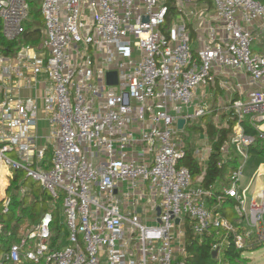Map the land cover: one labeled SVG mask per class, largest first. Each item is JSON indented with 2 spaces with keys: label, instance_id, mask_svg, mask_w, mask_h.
Listing matches in <instances>:
<instances>
[{
  "label": "built area",
  "instance_id": "1",
  "mask_svg": "<svg viewBox=\"0 0 264 264\" xmlns=\"http://www.w3.org/2000/svg\"><path fill=\"white\" fill-rule=\"evenodd\" d=\"M198 2L212 4L209 20L193 8ZM41 10L44 30L34 45L24 40L30 0H0L7 41L0 43V215L10 211L7 191L20 171L54 198L63 195L68 236L53 245L51 212L23 224L15 238L0 220V264H186L188 226L214 237L220 261L231 241L263 245L264 187H253L264 162L247 185L242 180L256 142L246 125L264 138V53L254 49L252 28L260 21L264 31V3L44 0ZM196 16L210 34L198 36L197 49ZM216 68L243 70L263 84L223 107L225 125L235 120L223 159L234 148L244 162L220 194L202 185L213 150L207 125L206 142L182 134L214 111L204 90L215 83ZM40 111L49 122L44 136ZM219 115L217 109L216 127ZM189 143L202 167L196 178L182 162ZM227 198L237 219L228 217Z\"/></svg>",
  "mask_w": 264,
  "mask_h": 264
},
{
  "label": "trees",
  "instance_id": "2",
  "mask_svg": "<svg viewBox=\"0 0 264 264\" xmlns=\"http://www.w3.org/2000/svg\"><path fill=\"white\" fill-rule=\"evenodd\" d=\"M264 3V0H259ZM31 11L30 16H33L32 20L27 21V31L25 33V42L31 41L32 43H38L42 37V30L39 28L43 24L42 10L37 8L36 5L30 0ZM35 26V29L32 27ZM23 42V41H22ZM0 43L6 44L5 41L0 36ZM17 42L11 44L10 46H15ZM11 50V49H10ZM216 111V109L214 110ZM213 114H215L213 112ZM211 115V114H210ZM205 117V116H203ZM207 117V115H206ZM235 124V120H231L229 125L216 127L213 122L208 125V136L209 141L213 144V150L210 155L209 161L206 167V173L202 182V185L206 188H211L216 194L223 192L224 175L229 163L239 164L237 158L229 159L224 161L222 146L226 141H230L232 134V127ZM246 131L250 134L256 136V142L251 146L250 152H253L255 156V164L259 165L264 162V138L257 136V131L250 126L246 125ZM187 165L194 178L202 173V167L200 166L198 160L193 156V144H188L187 156L182 161ZM234 169V168H233ZM15 178L10 188H13L14 192L12 195V202L10 205V211L7 214L0 215V220L5 223L6 230H12L14 233V238L19 228L25 223H38L42 216L51 212L53 215V220L51 228L53 230V245H56L59 240L65 243L64 236H68L67 225L65 217L63 216L64 210L62 212L61 205L63 204L62 195L58 198H54L50 192L42 187V189L29 188L24 194L23 198H18L17 190L19 189V176L23 174L22 172H16ZM19 174V175H18ZM27 178L25 179L26 182ZM6 185V179L3 177L2 183H0V191L3 193V188ZM16 191V192H15ZM31 197V202L28 204L26 198ZM210 203L213 199L209 200ZM227 207L229 204L233 203L232 199H226ZM54 208L51 210V206ZM4 241H7L2 237ZM215 241L214 237L210 234H196L191 231L188 226L186 231V250L187 255L185 257L186 264H240L242 258H244L243 253L246 250L255 249L261 245L253 244L250 248H237L233 241L229 242L228 245L223 250V261L221 263L219 257L214 258L212 255V244ZM14 264V263H5ZM20 264H34L32 261H24Z\"/></svg>",
  "mask_w": 264,
  "mask_h": 264
},
{
  "label": "rangeland",
  "instance_id": "3",
  "mask_svg": "<svg viewBox=\"0 0 264 264\" xmlns=\"http://www.w3.org/2000/svg\"><path fill=\"white\" fill-rule=\"evenodd\" d=\"M37 8L41 9L42 5H43V1L44 0H31ZM210 15V14H209ZM30 20L33 19V16L31 15ZM176 20V16H174V21ZM42 31L44 30V18H43V24L39 27ZM32 29H35V26L32 27ZM31 44V42H30ZM34 45H36V43H32ZM256 45L254 46V49H255ZM213 102L214 101H210L208 103V106H209V109L210 110H215L216 111H213L214 113H217V107L216 105H213ZM227 105V104H225ZM210 113L207 115V117H199V118H196L192 121V123H190V125H187V127L185 128V130L182 131V134L186 137L187 140H191V139H194L196 141H198V143H202V142H206L205 140V134H204V128L203 126L207 125H210L213 120H214V115ZM219 118L221 119V124L222 126H226L225 125V117H226V114H225V108H220L219 109ZM214 124V123H213ZM43 127V124H41L40 128ZM209 128V127H208ZM40 131H42L41 135L44 136V133H43V130L40 129ZM44 142H46V138L44 137ZM231 154H232V158H237L239 163H243L244 162V158L241 154L237 153L234 148H232V151H231ZM246 169H245V176L242 180V185H247L251 179V175L254 171V169L256 168V164H255V156L253 154V152H250V159L246 165ZM233 168H239V164H234V163H229V165L227 166L226 168V171H225V175H224V186H231L232 182H231V173L233 171ZM17 173L14 172V175H16ZM19 175V174H18ZM25 179H26V175L25 174H20L19 176V180L18 182H20L19 184V189L17 190V193H18V198L21 199L23 198L24 196V193L23 191L21 190V186H24L26 187L27 189L29 188H34L36 192H38L37 189H42V186L40 185L39 182L33 180V179H30L28 178L25 182ZM255 185L253 187V190H258L260 189L261 187H264V168L261 170V174L259 176H257L255 178ZM8 195L10 196L14 190L13 188H10L8 191ZM16 192V191H15ZM252 193V190L250 191L249 195H251ZM63 197V195H62ZM26 202L29 204L31 202V197H27L26 198ZM63 202H64V198H63ZM54 208V206L52 205L51 206V210ZM61 210L63 212L64 210V206L63 204L61 205ZM0 211H1V202H0ZM227 214H228V217L231 218V219H237L239 216H238V213L235 212V208L232 204L229 205L228 209H227ZM63 216L65 217V221H66V215H65V211H64V214ZM33 224L30 222V225ZM67 240V237L64 236V241ZM1 243H4V240L1 239ZM1 249H0V254H1ZM243 256L244 258L241 259L240 261V264H264V244L255 248V249H252V250H246L244 253H243ZM221 263H224L223 261V255H221ZM44 264V262H43Z\"/></svg>",
  "mask_w": 264,
  "mask_h": 264
},
{
  "label": "crops",
  "instance_id": "4",
  "mask_svg": "<svg viewBox=\"0 0 264 264\" xmlns=\"http://www.w3.org/2000/svg\"><path fill=\"white\" fill-rule=\"evenodd\" d=\"M193 8H195L197 11L205 10L207 20L212 17L214 12L210 2H198L197 4H194ZM192 24L194 39L193 46L195 49H197L200 47L198 36L206 35V37H209L210 34H208L206 31V28L205 30L201 29V24L197 16L192 18ZM260 24L261 22L257 21V23L252 27L257 38L255 50L264 53V31L263 29L259 28ZM214 73L216 81L212 86H208L204 90V100L207 102V104L211 100L214 101L213 105H216L218 109L227 106L229 102L234 99L246 97L248 92H250L252 89H258L259 87L263 86V84L253 83L250 76L243 70H235L233 68H216L214 69ZM27 93L31 94L32 91ZM39 116V129H42L44 135H46L48 134L49 130V122L46 119V114L43 111H40ZM41 124H43L42 128H40ZM40 133H42V131H40Z\"/></svg>",
  "mask_w": 264,
  "mask_h": 264
},
{
  "label": "water",
  "instance_id": "5",
  "mask_svg": "<svg viewBox=\"0 0 264 264\" xmlns=\"http://www.w3.org/2000/svg\"><path fill=\"white\" fill-rule=\"evenodd\" d=\"M109 81L115 82V73H109ZM185 121L186 120L184 118H180L178 120V127L182 129L184 124H185ZM139 211H140V209H139ZM177 222H179V219H177ZM212 255L214 258H217L218 257V250H213Z\"/></svg>",
  "mask_w": 264,
  "mask_h": 264
},
{
  "label": "bare ground",
  "instance_id": "6",
  "mask_svg": "<svg viewBox=\"0 0 264 264\" xmlns=\"http://www.w3.org/2000/svg\"><path fill=\"white\" fill-rule=\"evenodd\" d=\"M4 174H5V171L3 170V171H2V177L0 178V183H2V179H3V177H5Z\"/></svg>",
  "mask_w": 264,
  "mask_h": 264
}]
</instances>
